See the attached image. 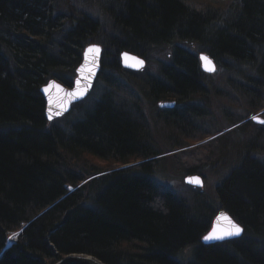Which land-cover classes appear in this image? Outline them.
I'll list each match as a JSON object with an SVG mask.
<instances>
[{
    "label": "trees",
    "instance_id": "obj_1",
    "mask_svg": "<svg viewBox=\"0 0 264 264\" xmlns=\"http://www.w3.org/2000/svg\"><path fill=\"white\" fill-rule=\"evenodd\" d=\"M90 1L0 0V251L17 233L0 264L80 252L105 264H264V128L206 127L207 98L223 93L197 55L223 67L226 102L241 110L221 111L229 125L257 113L264 0ZM92 42L103 48L101 91L48 122L41 87H71ZM125 49L146 69H123ZM196 97L201 108L189 105ZM168 159L183 173L218 164L228 174L180 194L153 176ZM220 208L243 232L203 244Z\"/></svg>",
    "mask_w": 264,
    "mask_h": 264
},
{
    "label": "water",
    "instance_id": "obj_2",
    "mask_svg": "<svg viewBox=\"0 0 264 264\" xmlns=\"http://www.w3.org/2000/svg\"><path fill=\"white\" fill-rule=\"evenodd\" d=\"M96 49L98 48L99 51H89V49ZM103 48L97 43L92 42L91 44H88L84 47V51L82 54V61L76 68V76L73 79V85L72 87H68L64 85L63 83L58 82L56 79L51 78L45 85L41 87V93L44 95L45 102H46V109H45V116L47 117L48 122H52V120L63 117L64 114L68 113L73 103L80 102L84 100L85 97H87L94 86L95 79L99 73L100 69V62H101V54H102ZM199 65L202 69V71L212 74L217 68V65L215 64L212 57H210L209 54L205 52H200L199 54ZM202 57H207V60L202 59ZM120 63L121 66L125 69H130L133 71L136 70H142L145 67L146 61L143 57L139 55H135L129 50H123L120 55ZM139 61H143L142 64L139 63ZM77 81H79V85L77 84ZM51 86V87H50ZM59 86V87H56ZM47 89V91H45ZM86 89V90H85ZM83 91V96H69L67 93H73V92H80ZM175 102L173 100L170 101H160L159 106H173ZM51 112L52 118L49 119V114ZM59 113V115H57ZM255 121H264V118L257 115L254 116ZM189 178L193 179V182H189ZM195 178H199V180L202 182L201 184L195 183ZM184 183L194 186V187H202L203 184V178L200 174H188L184 178ZM221 213L225 214L226 216L230 217L232 221H234L236 224H238L242 229L243 226L240 225L232 215H229V213L223 209L220 208L219 211L216 213L211 228L207 233H205L201 238V242L203 244L209 245L214 243H220L221 241L225 240H231L234 238H239L241 236H226L224 239H218V240H211V241H204L203 237L205 235H208L214 227H216L218 230L221 231H227L231 228V225L229 222L225 219H218L221 216ZM13 242H6L4 245V249L0 252V254ZM53 264H105L104 262H101L98 258H96L93 255H87L82 252L80 253H69L66 255L61 256L58 258L56 262Z\"/></svg>",
    "mask_w": 264,
    "mask_h": 264
},
{
    "label": "rangeland",
    "instance_id": "obj_3",
    "mask_svg": "<svg viewBox=\"0 0 264 264\" xmlns=\"http://www.w3.org/2000/svg\"><path fill=\"white\" fill-rule=\"evenodd\" d=\"M96 1L97 0H91L90 2L95 5ZM147 64H148V62H147ZM154 64L155 63L151 64L150 68H152V70L156 69ZM217 65H218V68L214 72H212V74H210V75L213 76V80L218 84L219 87L224 88L223 89V95H219V96L215 95V97H221L217 101H216V98L214 97V95L211 96V97H213V101H212V104L210 105V108H211V110H213V117H211V118L206 117L207 121H206L205 125H206V127L210 128L211 130L215 129V127H219L222 125V126H224L222 128L223 129L222 132H226L229 130H233V127L228 126L229 124H231L228 122V116L225 114L226 117L224 118L221 111H223L225 109L227 111H229L230 107L233 108L235 106L226 102L227 97L224 93L230 89L228 88V86L226 84H224L223 79L220 80V76L223 72V67H221L222 65L221 66H219V64H217ZM146 67H147V65H146ZM100 87H101V82L96 81L92 90H91L90 95L92 97L97 96L99 91H101L99 89ZM216 105L220 109V111L218 108H216ZM238 111L241 112V110H238ZM233 112H234V109H233ZM220 114H221V116H220ZM234 116L235 115L233 114V117ZM226 118H227V120H226ZM174 152H175V155H174V157H175L177 155V152H176V150H174ZM224 155H225V153H224ZM203 171L204 172L202 174V178H203V184L204 185L200 188H197V187L196 188L202 190L203 193H205V192L212 191L213 187L215 185H217V182H219V180H221L226 174H228V172H227L228 166L225 165L224 167H220L218 164H216L214 171L210 170L208 168H206ZM188 174H190V173H183L182 169L179 168L178 164H174V162L172 164L171 160L168 159V161L164 160V161H162V163L159 164V166L154 171L153 176L157 180V182L160 184V186L165 187L167 189H171V190L178 192L180 194H186L189 192V190L191 188H193L192 186H189L186 183L184 184V182H183V179Z\"/></svg>",
    "mask_w": 264,
    "mask_h": 264
},
{
    "label": "snow or ice",
    "instance_id": "obj_4",
    "mask_svg": "<svg viewBox=\"0 0 264 264\" xmlns=\"http://www.w3.org/2000/svg\"><path fill=\"white\" fill-rule=\"evenodd\" d=\"M93 50H95L97 52L99 51L98 48H96V49H91L90 48L89 49V51H93ZM202 59L207 60V57H202ZM139 63L142 64L143 61H139ZM79 83L80 82L77 81L78 85H79ZM56 87H59V86H56ZM45 91H47V89H45ZM83 94H84L83 91L67 93V95H69V96H83ZM57 115H59V113H57ZM51 118H52V116H51V112H50L49 119H51ZM254 119H255V117H254ZM259 122L264 123V121H259ZM189 182H193V179L189 178ZM194 182L197 183V184H201L202 183L199 180V178H195ZM218 219L227 220L229 222V224L231 225V228L229 230H227V231H221V230H218L216 227H214L213 230L208 235H205L203 237L204 241L224 239L226 236H238V235H240L243 232V229L238 224H236L234 221H232L231 218L226 216L225 214L221 213V216ZM14 235H16V234H14Z\"/></svg>",
    "mask_w": 264,
    "mask_h": 264
},
{
    "label": "flooded vegetation",
    "instance_id": "obj_5",
    "mask_svg": "<svg viewBox=\"0 0 264 264\" xmlns=\"http://www.w3.org/2000/svg\"><path fill=\"white\" fill-rule=\"evenodd\" d=\"M210 89H205V91H209ZM220 92H222L223 93V88H221V87H219L215 92H213V93H220ZM235 96H236V98L237 99H239V96L237 95V93L235 94ZM214 97H215V95H214ZM211 99V104H212V101H213V97H208L207 98V102H209V100L208 99ZM216 98V101L219 99V98H221V97H215ZM171 100H173L174 102H175V105L174 106H176L177 105V100L175 99V98H171ZM200 100H201V98H198V97H196V98H192L191 100H189V105H191L190 107H194V106H196V107H198V108H201V106H202V103L200 102ZM210 104V105H211ZM174 106H172V107H174ZM171 107V108H172ZM164 109H171V108H169V107H163ZM216 108H218L217 107V105H216ZM219 109V108H218ZM233 109H234V112H233ZM238 110H240L239 109V107H237V106H235V107H233V108H230L229 109V111L227 112V114H230V115H235L234 116V118H236L237 116H238ZM219 111H220V109H219ZM208 112L210 113V115H206V117L207 118H211V117H213V110H211V108H208ZM202 114L203 113H206V109L205 110H203V112H201ZM208 114V113H207ZM256 114H258V115H261L262 117H264V107L263 108H261V109H259V110H257V113H250L248 116H247V118H245V119H242V120H240L239 122H236L235 124H232L230 127H236V125H238V124H240V123H245V122H247V121H250L251 122V124L253 123L254 125H256L257 127L259 126V127H263L264 128V123H261V122H256L255 120H253L252 118V116L253 115H256ZM220 116H221V114H220Z\"/></svg>",
    "mask_w": 264,
    "mask_h": 264
},
{
    "label": "bare ground",
    "instance_id": "obj_6",
    "mask_svg": "<svg viewBox=\"0 0 264 264\" xmlns=\"http://www.w3.org/2000/svg\"><path fill=\"white\" fill-rule=\"evenodd\" d=\"M101 48H102V47H101ZM102 51H103V50H102ZM121 67H122V66H121ZM76 68H77V67H76ZM122 68H123V67H122ZM123 69H124V68H123ZM75 71H76V69H75ZM75 76H76V74H75ZM96 78H97V77H96ZM58 82H59V81H58ZM14 234H16V233H14ZM14 234H12L11 236H9V239H8V242H9V243L13 241V239H14V237H15ZM3 249H4V248H3ZM3 249H2V250H3ZM2 250H1V251H2ZM1 251H0V252H1ZM84 254H85V253H84ZM87 255H89V254H87Z\"/></svg>",
    "mask_w": 264,
    "mask_h": 264
}]
</instances>
